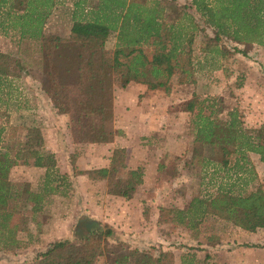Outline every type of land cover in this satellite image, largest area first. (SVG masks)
I'll return each mask as SVG.
<instances>
[{"label": "trees", "instance_id": "1", "mask_svg": "<svg viewBox=\"0 0 264 264\" xmlns=\"http://www.w3.org/2000/svg\"><path fill=\"white\" fill-rule=\"evenodd\" d=\"M53 3V0H0V34L11 31L19 39L38 43L40 90L55 113L68 117L66 126L72 143L112 141L116 80L120 87L141 84L147 90L163 93L169 92L173 75L182 84L194 83L191 45L198 25L189 13L180 11L171 2L74 0L65 37L44 31ZM190 4L211 28L213 41L222 36L237 45L264 46V0H190ZM111 35L114 43L109 48L106 43ZM234 50L242 52L237 47ZM21 70L19 61L0 51V90L7 77H17ZM237 86H241L240 81ZM214 104L209 97L192 96L183 105L182 110L191 115L194 131L188 163L211 167L212 172L230 169L242 172L249 154L264 163V122L248 127L236 108L220 119ZM3 129L0 126V246L9 249L20 246L15 237L23 221L20 208L30 204L29 208L35 211L46 196L65 195L68 182L66 174L57 171L54 155L41 146L42 137L36 127L27 130L16 153L23 152L22 164L44 168L41 184L34 190L26 182L10 181L8 173L17 165L18 154L9 156L11 147L3 144ZM76 155L73 151L68 156L72 170L76 168ZM108 160L107 166L74 172H87L93 179L103 181L109 195L133 198L143 182L142 166L127 167L124 147H114ZM169 211L173 217L166 214L164 221L174 219L190 229L206 215L248 232L264 229V182L242 192H233L231 184H217L213 193L194 195L186 208ZM14 214H19V220L10 225ZM112 236L113 229L98 219L80 216L74 222L72 237L47 243L34 254V264H94L103 252L105 240ZM112 264H173V254L169 250H157L152 255L127 249L117 254ZM180 264L198 262L189 255L180 257Z\"/></svg>", "mask_w": 264, "mask_h": 264}, {"label": "rangeland", "instance_id": "2", "mask_svg": "<svg viewBox=\"0 0 264 264\" xmlns=\"http://www.w3.org/2000/svg\"><path fill=\"white\" fill-rule=\"evenodd\" d=\"M73 1L53 0L44 23L46 33L62 37L67 33ZM167 1L189 13L201 28L197 26L194 31L191 45L195 81L182 84L173 75L169 92L153 91L145 105L142 95L136 100L125 96L132 98L131 101L128 99L123 106L113 105L112 142L125 148L127 167L143 168V182L127 204L105 193L104 182L93 179L92 174L74 172L97 167L100 160L94 164L87 160L84 154L88 152L87 144L70 145L68 117L55 113L41 92L38 43L19 39L11 31L0 34V51L8 53L23 67L17 77H7L0 90L2 141L11 147L10 157L18 154L17 165L10 168L8 178L12 182L28 183L29 189L40 186L44 168L22 164L23 152L16 153L27 130L36 127L42 137L41 146L54 155L57 171L66 174L68 182L65 195L46 196L35 211L29 208L30 204L20 208L23 221L15 234L20 246L9 249L0 246V264H34V254L47 243L72 237L74 222L80 216L98 219L114 231V236L105 240L103 252L94 264H112L117 254L134 248L152 255L157 250H169L173 264H180V257L189 255L198 264H264L262 228L248 232L210 215L191 229L174 219L163 220L166 214V217L173 215L170 209L186 208L192 196L213 193L217 184H231L233 192H242L264 182V163L250 155L242 172L233 169L212 172L211 167L189 164L194 131L191 115L182 110L192 96L209 97L214 100L220 119L236 108L246 126L264 122V46L237 45L222 36L215 42L211 28L194 11L190 0ZM113 43L111 35L106 45L111 48ZM234 47L242 52H236ZM115 88H121L117 80ZM139 109L145 112L153 109L155 122L149 125L147 119L141 118ZM73 151L77 153L75 170L68 158ZM100 151L99 157H104L106 150ZM18 220L19 214H14L9 224L14 225Z\"/></svg>", "mask_w": 264, "mask_h": 264}, {"label": "crops", "instance_id": "3", "mask_svg": "<svg viewBox=\"0 0 264 264\" xmlns=\"http://www.w3.org/2000/svg\"><path fill=\"white\" fill-rule=\"evenodd\" d=\"M52 24L54 25V23H52ZM70 24H71V20H70ZM68 31H69V28L67 30V33L65 35H63V37L67 36ZM153 91L157 92V90H147L145 88V86L141 85V84H126L125 86H123L121 88H115V90L113 91L114 96H115L114 100H113L114 101L113 105L114 106L115 105L123 106L124 104L128 103L129 101H131L132 98H133V100H136L138 98V95H142V97H143L142 101L144 102V105H145L146 103L150 102V100L147 97H149L150 95H153ZM125 96H133V97L132 98H128V99H130L128 101V99H125ZM152 111H153V109H150V110H148L146 112H145V110H140L139 109V112L141 113V118L142 119H147L146 122H149V125L151 123L155 122V116L152 114ZM70 145L76 146L78 144L72 143L71 139H70ZM87 145L89 146L88 147V152L84 153L87 156V160L90 159L91 162H92L91 164H94L95 160H100V164H98L97 167H92V168H98V167H102V166H107L108 161H109L108 157L110 155V152H111V150L114 147H116L115 143H113L112 141L111 142H107V143H90V144H87ZM118 147H123V146L122 145H118ZM100 150H106V153H104L105 154L104 157H102L103 155H100V157H99V153H102ZM249 155H250V157L255 158L252 154H249ZM260 163H262V162H260ZM80 169L86 170L88 168H82L81 167ZM98 181H101V180H98ZM110 197L111 198H116L117 200H121V202L124 200L125 204H127L128 202H131L133 200V198L126 200L124 198H121V197H118V196H112V195H110ZM128 206H130V205H128Z\"/></svg>", "mask_w": 264, "mask_h": 264}]
</instances>
